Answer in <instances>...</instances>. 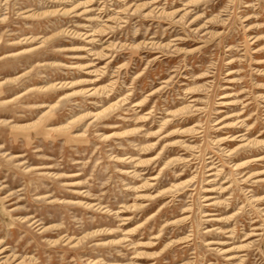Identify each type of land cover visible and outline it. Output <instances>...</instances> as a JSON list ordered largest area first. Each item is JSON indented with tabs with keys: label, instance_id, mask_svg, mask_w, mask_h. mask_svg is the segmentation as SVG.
Returning a JSON list of instances; mask_svg holds the SVG:
<instances>
[{
	"label": "rangeland",
	"instance_id": "1",
	"mask_svg": "<svg viewBox=\"0 0 264 264\" xmlns=\"http://www.w3.org/2000/svg\"><path fill=\"white\" fill-rule=\"evenodd\" d=\"M0 264H264V0H0Z\"/></svg>",
	"mask_w": 264,
	"mask_h": 264
},
{
	"label": "bare ground",
	"instance_id": "2",
	"mask_svg": "<svg viewBox=\"0 0 264 264\" xmlns=\"http://www.w3.org/2000/svg\"><path fill=\"white\" fill-rule=\"evenodd\" d=\"M243 136V135H242Z\"/></svg>",
	"mask_w": 264,
	"mask_h": 264
}]
</instances>
